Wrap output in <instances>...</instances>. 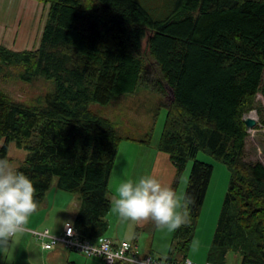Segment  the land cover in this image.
Wrapping results in <instances>:
<instances>
[{"label": "trees", "instance_id": "obj_1", "mask_svg": "<svg viewBox=\"0 0 264 264\" xmlns=\"http://www.w3.org/2000/svg\"><path fill=\"white\" fill-rule=\"evenodd\" d=\"M38 1L49 4L39 46L0 45V75L16 68L21 81H54L32 105L0 88V158L8 159L10 142L28 150L18 171L34 181L38 209L57 176L59 189L80 194L69 222L80 237L93 243L106 237L119 145L124 139L151 145L153 128L140 139L121 135L90 106L148 88L167 108L157 148L168 154L177 178L194 159L185 192L194 201L190 222L177 229L173 246L181 257L170 253L165 260L188 257L214 170L196 158L203 150L230 170L207 261L228 264L233 251L240 264H264V162L246 159L245 123L256 110L255 127H264L257 100L264 97V0Z\"/></svg>", "mask_w": 264, "mask_h": 264}, {"label": "rangeland", "instance_id": "obj_2", "mask_svg": "<svg viewBox=\"0 0 264 264\" xmlns=\"http://www.w3.org/2000/svg\"><path fill=\"white\" fill-rule=\"evenodd\" d=\"M151 1V0H149ZM160 4L159 2H156ZM158 7H160L158 5ZM146 40H144V45ZM18 69H8V75H0V88L11 94L16 100L28 105L36 104V99L43 96L54 88L52 79L40 78L34 82H24L17 77ZM258 102L264 104V97L261 93L257 96ZM163 97L156 91L142 88L135 94L125 96H115L109 104L92 103L91 109L100 115L111 118L121 135L136 138H144L153 128L152 145L157 143L163 132L167 117V108L162 104ZM164 103V102H163ZM259 120L256 110L246 114ZM249 130L246 146V159L249 161L261 160L264 162V127H253ZM28 150L20 148L14 142H10L8 151V161L11 166L18 171V168L26 159ZM161 162V172L159 175L151 174L150 158L145 156V163L138 174V179L145 175H151L160 180L166 186H171L178 194H185L190 172L194 164V159L187 162L184 172L177 178V168L170 160ZM198 160L210 162L214 166L213 175L208 188L206 199L200 209L197 226L192 230V243L187 253V258L194 264H205L207 262L208 251L212 246L218 220L222 211L223 203L229 188L230 170L228 165L203 150L199 151L196 157ZM137 175V174H136ZM58 178L54 177L53 183L46 193L43 204L28 219L33 221L35 228L41 230L50 228L52 232H58L66 222H73L79 209L81 197L79 193L68 192L58 188ZM118 185V184H117ZM117 185L109 187L111 196V208L106 216L109 228L106 237L113 240H127L136 244L140 255H151L155 258L167 259L172 253L175 257H181L173 250L177 240L176 231L169 232L166 228H157L152 221H141L132 223L122 220L117 213L112 210ZM48 205V206H47ZM40 245V241H37ZM55 247H64L59 244ZM54 247V248H55ZM65 248V247H64ZM14 252L0 250V264H5L12 260ZM79 257L78 264H102L100 258L88 256L80 252L70 251ZM241 255L230 251L228 254V264H240Z\"/></svg>", "mask_w": 264, "mask_h": 264}, {"label": "clouds", "instance_id": "obj_3", "mask_svg": "<svg viewBox=\"0 0 264 264\" xmlns=\"http://www.w3.org/2000/svg\"><path fill=\"white\" fill-rule=\"evenodd\" d=\"M191 196L178 194L157 178L145 175L117 185L112 210L125 221H152L157 228L176 231L190 222ZM34 181L0 158V250L7 251L38 209Z\"/></svg>", "mask_w": 264, "mask_h": 264}, {"label": "crops", "instance_id": "obj_4", "mask_svg": "<svg viewBox=\"0 0 264 264\" xmlns=\"http://www.w3.org/2000/svg\"><path fill=\"white\" fill-rule=\"evenodd\" d=\"M48 12L49 4L38 0H0V45L17 51L36 49L41 41ZM165 154L152 144L124 139L118 148L109 187L125 179L138 180V173L143 170L140 166L145 163L144 157L149 155L152 156L150 172L159 175L161 162L167 160ZM25 228L22 234L13 238L9 251L15 252L12 260L5 264H78L79 257L64 247L43 249L29 231L35 228L33 221H28ZM63 228L62 225L59 233Z\"/></svg>", "mask_w": 264, "mask_h": 264}, {"label": "built area", "instance_id": "obj_5", "mask_svg": "<svg viewBox=\"0 0 264 264\" xmlns=\"http://www.w3.org/2000/svg\"><path fill=\"white\" fill-rule=\"evenodd\" d=\"M29 231L36 240L40 241L43 249H52L62 244L67 249H74L88 256H98L106 263L123 260L132 264H194L189 258L172 263L151 255L142 256L139 254L137 245L127 240L115 243L112 239L103 236L97 242L93 243L89 239L81 238L74 226L70 223L65 224L63 232L60 235L51 233L49 228L41 230L29 229ZM205 264L214 263L207 261Z\"/></svg>", "mask_w": 264, "mask_h": 264}, {"label": "water", "instance_id": "obj_6", "mask_svg": "<svg viewBox=\"0 0 264 264\" xmlns=\"http://www.w3.org/2000/svg\"><path fill=\"white\" fill-rule=\"evenodd\" d=\"M245 123L248 127V129H252L257 124V119L253 116H247L245 117Z\"/></svg>", "mask_w": 264, "mask_h": 264}]
</instances>
